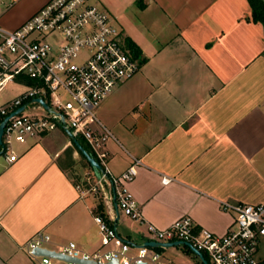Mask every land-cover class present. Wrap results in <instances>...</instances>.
<instances>
[{
    "label": "crops",
    "instance_id": "1",
    "mask_svg": "<svg viewBox=\"0 0 264 264\" xmlns=\"http://www.w3.org/2000/svg\"><path fill=\"white\" fill-rule=\"evenodd\" d=\"M46 1L0 0V25L16 28ZM90 2L112 14L143 59L97 115L115 136L106 144L112 173L140 160L127 189L144 221L119 211L117 237L101 244L93 217L103 207L75 187L80 172H96L56 128L17 145L12 162L0 155V264H40L25 249L38 230L50 235L51 250L73 241L91 254L126 241L133 254L154 239L147 223L165 228L188 215L221 235L233 214L220 200L264 203V28L248 1ZM157 249L163 264H203L185 245ZM256 257L264 264V235Z\"/></svg>",
    "mask_w": 264,
    "mask_h": 264
},
{
    "label": "built area",
    "instance_id": "2",
    "mask_svg": "<svg viewBox=\"0 0 264 264\" xmlns=\"http://www.w3.org/2000/svg\"><path fill=\"white\" fill-rule=\"evenodd\" d=\"M142 60L110 14L90 0H47L16 28L0 25V92L9 82L23 85L13 98L0 100V123L7 117L1 156L8 162L16 160L15 145L26 144L56 128L77 140L83 139L100 168L95 176L84 171L75 187L81 196L91 195L103 207L93 217L102 245L117 237L113 222L119 211L144 221L137 201L127 189L140 160L133 159L120 174L112 173L106 144L115 136L97 115L101 102L140 70ZM219 206L233 214L232 224L224 234L196 227L188 215L165 228L147 223L146 232L153 241L189 243L203 254L207 264H261L256 252L264 235V203L220 200ZM50 239L49 234L38 230L27 240L25 249L30 256L40 257V264L60 261L34 254L36 248L47 249ZM145 242L135 245L133 254H128L131 244L126 241L117 248L98 249L91 254L80 253L76 243L69 241L57 252L91 259L96 264L114 259L119 264H163L157 247Z\"/></svg>",
    "mask_w": 264,
    "mask_h": 264
},
{
    "label": "water",
    "instance_id": "3",
    "mask_svg": "<svg viewBox=\"0 0 264 264\" xmlns=\"http://www.w3.org/2000/svg\"><path fill=\"white\" fill-rule=\"evenodd\" d=\"M38 101H41L40 99H37ZM23 108V106L19 107L16 112L20 111ZM13 114V113H12ZM7 120V117L0 123V144H1V136H2V131H3V125L5 123V121ZM69 138L72 140L73 144L76 146V148L81 152V154L86 158L87 162L89 163V165L92 167V170L94 172H97V170L100 168V165L98 164V162L93 158V156L80 144V142L74 138L69 132L67 133ZM2 153V150H0V155ZM144 245H148V246H153V247H169V246H176V245H185L187 246L192 252H194L196 255L199 256V258L201 259L203 264H207L203 254L198 251L196 248H194L193 246H191L189 243H184L181 241H173V242H161V241H147L144 243ZM34 254L37 256H47V257H51L54 259H58L60 261H71V262H75L76 264H96V261L88 259V260H84L82 258L79 257H71V256H67L64 255L60 252H57L55 250H51V249H46V248H36L34 250ZM102 264H119L118 259H114V260H110V261H106ZM138 264H146L145 262L142 263H138Z\"/></svg>",
    "mask_w": 264,
    "mask_h": 264
},
{
    "label": "trees",
    "instance_id": "4",
    "mask_svg": "<svg viewBox=\"0 0 264 264\" xmlns=\"http://www.w3.org/2000/svg\"><path fill=\"white\" fill-rule=\"evenodd\" d=\"M247 1L251 8V20L254 22L261 23L264 28V0H247ZM127 42L131 47V49L133 50V52L136 55H138L140 52L138 48L134 45V43L130 41L128 38H127Z\"/></svg>",
    "mask_w": 264,
    "mask_h": 264
},
{
    "label": "rangeland",
    "instance_id": "5",
    "mask_svg": "<svg viewBox=\"0 0 264 264\" xmlns=\"http://www.w3.org/2000/svg\"><path fill=\"white\" fill-rule=\"evenodd\" d=\"M98 7L100 9H102V10H105V8H102L103 6L102 7L98 6ZM105 11H107V10H105ZM110 15H112V14H110ZM22 86L23 85L18 84L17 82H9V83H7L4 86V88L1 90V92H0V100L7 99V98H13L21 89H23ZM68 139H69V137H68ZM79 141L88 148V146L85 144L83 139L79 138ZM16 146L17 145H15V147ZM81 174H83V172L79 173L80 176H81ZM180 246H182V245H180Z\"/></svg>",
    "mask_w": 264,
    "mask_h": 264
}]
</instances>
